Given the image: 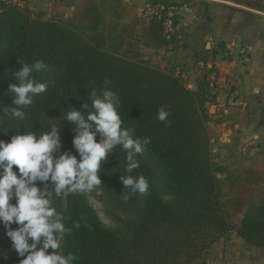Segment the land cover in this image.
I'll use <instances>...</instances> for the list:
<instances>
[{"label":"trees","instance_id":"1","mask_svg":"<svg viewBox=\"0 0 264 264\" xmlns=\"http://www.w3.org/2000/svg\"><path fill=\"white\" fill-rule=\"evenodd\" d=\"M22 1L0 0V140L10 142L17 132H43L58 124L62 150L78 156L72 146L74 126L64 115L72 106L87 119L92 111L89 95L95 89L98 94L114 92L122 127L150 141L137 155L139 167L131 174L125 171L126 152L118 146L102 162V184L96 187L104 191L116 226L107 225L82 192L54 197V207L67 229L61 234L59 253H72L77 257L73 264H194L204 261L230 231L248 247L264 250V205L251 203L247 187L248 181L258 185L264 172L251 165L237 175L213 158L208 123L223 124L231 118L223 112L214 118L209 112L208 104L216 103L218 96L208 80L214 67L207 66L192 89L176 75L175 67L152 65L125 50V33L107 29L97 0H78L74 14L65 19L45 18ZM111 1L115 11H124L121 0ZM150 2L178 8L192 1ZM138 17L145 47L159 52L172 44L183 45L179 32L166 37L161 17ZM217 47L226 52L222 42ZM206 53H197L196 64L209 62ZM36 60L47 67L34 73V79L48 88L24 108L23 119L14 118L3 110L13 107L8 89L19 83L13 73L21 64ZM161 108L168 112L164 121L158 119ZM13 170L18 172L16 166ZM127 175L144 176L148 193L124 188L120 178ZM228 185L234 188L230 194ZM125 193L129 194L126 201ZM21 259L0 223V264H20Z\"/></svg>","mask_w":264,"mask_h":264},{"label":"clouds","instance_id":"2","mask_svg":"<svg viewBox=\"0 0 264 264\" xmlns=\"http://www.w3.org/2000/svg\"><path fill=\"white\" fill-rule=\"evenodd\" d=\"M46 67L41 60L21 64L13 73L18 85L10 84L8 89L13 94V107L3 108L5 113L10 111L12 117L24 118V108L48 88L33 75ZM89 100L92 111L87 119L72 106L64 115L74 126L72 146L78 156L71 150H62L58 124L43 132H17L10 142L0 140V223L12 249L23 258L20 264H73L77 257L58 251L61 234L67 229L62 214L54 207V197L67 196L74 190L91 191L101 185L102 162L108 161L117 146L126 152L125 171L131 174L139 167L137 155L150 142L147 137H134L131 129L122 127L114 92L104 90L98 94L93 89ZM82 106L87 109L89 104ZM167 116L168 112L161 108L158 119L164 121ZM120 180L132 193H148L149 184L142 175H127ZM123 199H129V194L125 193ZM13 224L17 227L12 228Z\"/></svg>","mask_w":264,"mask_h":264},{"label":"crops","instance_id":"3","mask_svg":"<svg viewBox=\"0 0 264 264\" xmlns=\"http://www.w3.org/2000/svg\"><path fill=\"white\" fill-rule=\"evenodd\" d=\"M77 1L23 0L22 3L32 12L42 14L45 18H54L58 15V18L65 19L74 14ZM191 1L177 9L178 32L179 36L183 37V45L178 47L172 44L168 49H160V67L168 69L179 67L187 76L188 87L196 89L197 79L203 74L198 63L196 64V56L197 53L207 51L209 58L207 66L214 67L213 71L219 83L216 102L221 109L214 114V118L219 117L221 112L231 117L223 124L211 121L213 126L219 131H230L228 123L236 116L235 114H241L240 118H244L242 120L250 126L257 127L258 130L264 129V117L257 121V115L264 114V0ZM194 1L197 3L194 4ZM109 2L112 7L110 11L112 19L105 21L108 24H111L110 22L116 24L117 19L124 17L125 11L117 7L118 11H115L112 1ZM122 6H125L124 2ZM138 15L141 16V13ZM127 39L126 37L125 50L129 53L136 52L152 65L155 64L154 49L144 45L142 49H138L139 51L137 48L127 49ZM219 42L224 44L226 52L218 49ZM215 50L218 51L216 54ZM227 79L234 80L232 85L225 84ZM230 91L237 92L236 105H229L232 98ZM245 112H249L248 116ZM237 126L238 124L235 125ZM231 232L233 231L213 246L204 261L194 264H264L263 249L248 247L237 235V239L244 246L242 249L238 248L235 246V242L238 241Z\"/></svg>","mask_w":264,"mask_h":264},{"label":"rangeland","instance_id":"4","mask_svg":"<svg viewBox=\"0 0 264 264\" xmlns=\"http://www.w3.org/2000/svg\"><path fill=\"white\" fill-rule=\"evenodd\" d=\"M124 2V17L122 19H117L118 22L111 24L107 23V29H114V32L123 31L126 35L127 49L137 48V50L142 49V41L139 34V15L141 13V18L145 19L143 16V10L147 3H151V0H121ZM99 4V9L103 13L104 18L106 20L112 19L110 16L111 11V2L109 0H97ZM128 7V8H127ZM54 18H58L56 15ZM138 50V51H139ZM132 52V51H131ZM145 55V54H144ZM153 55V54H151ZM154 62L155 66L160 67L159 58L160 53L155 52ZM158 62V63H156ZM233 79H227L226 85H232ZM242 94V93H241ZM243 96V95H242ZM245 101V100H243ZM209 112L214 115L218 109H221L219 104L213 103L208 104ZM248 116L249 112H245ZM233 119L228 123L230 127L229 130H221L219 131L215 126H213L212 122L208 123V128L211 136L212 150H213V158L214 161L221 163L225 166L231 173L242 174L246 172L251 165L255 167L257 170H262L264 172V129L258 130L257 127L250 126L248 123L243 121L240 118V115L235 114ZM245 116V115H244ZM260 114L257 115V121L263 119ZM241 122V123H240ZM238 124L241 127L237 128L235 125ZM234 125V126H233ZM232 126V127H231ZM220 177H225V174H219ZM249 183L248 191L251 195L250 201L254 205H264V179L259 181L258 185L252 186ZM237 187V184L234 185ZM232 189L229 185L226 187V192L230 194ZM84 193L89 200L92 202L94 207L97 209L99 216L101 219L109 226H116L117 220L113 213L110 212V209L105 204V193L102 189L94 187L91 191H81ZM122 218L125 215H121ZM233 237L236 239L235 246L242 249L244 248L243 244H241L240 240L237 239V234L235 231L231 232ZM264 253V250L262 251ZM61 254V252H60ZM260 255V254H257ZM263 255V254H262ZM264 260V258H263Z\"/></svg>","mask_w":264,"mask_h":264},{"label":"built area","instance_id":"5","mask_svg":"<svg viewBox=\"0 0 264 264\" xmlns=\"http://www.w3.org/2000/svg\"><path fill=\"white\" fill-rule=\"evenodd\" d=\"M10 1L17 2L19 0H10ZM177 9L178 8L174 5L166 8L162 4L147 3L143 10V16L146 20H149L150 18L154 16L161 17L163 27H164V34L166 35L168 39H170L171 37L175 36L176 33L178 32V25L175 23V19L177 16ZM198 67L202 73L207 72V64L205 61L200 60L198 62ZM175 72H176V75H179L186 82L187 76L184 71H182L178 67L176 68ZM208 80H209L210 87L215 90H218L219 83L217 81V76L214 71L209 72ZM230 90H232L231 87H230ZM230 93L232 94L231 96L232 98L230 99L229 105L231 106L236 105L237 101L235 97L237 96V92L230 91Z\"/></svg>","mask_w":264,"mask_h":264}]
</instances>
